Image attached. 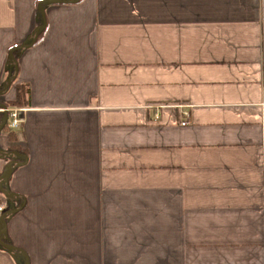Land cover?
Returning a JSON list of instances; mask_svg holds the SVG:
<instances>
[{
    "label": "crops",
    "instance_id": "crops-1",
    "mask_svg": "<svg viewBox=\"0 0 264 264\" xmlns=\"http://www.w3.org/2000/svg\"><path fill=\"white\" fill-rule=\"evenodd\" d=\"M39 1L0 0V264H264V0Z\"/></svg>",
    "mask_w": 264,
    "mask_h": 264
},
{
    "label": "trees",
    "instance_id": "trees-1",
    "mask_svg": "<svg viewBox=\"0 0 264 264\" xmlns=\"http://www.w3.org/2000/svg\"><path fill=\"white\" fill-rule=\"evenodd\" d=\"M41 2L46 1V0H40ZM39 1V2H40ZM44 21V20H43ZM42 21V24H43ZM42 24H38L37 27L39 28V31H37L35 37L31 38L27 43H25L24 45L21 46H17V47H12L11 51H10V62L13 68V73L10 75V84L15 82V78H16V71H17V60H18V55L19 52L21 50L22 47H27L29 45L34 44L35 42L39 41L43 31H44V25L42 26ZM15 91H16V97L13 101L10 102L11 105H15V106H24L27 104V97L29 94V89L27 87L26 84L24 83H16L15 84ZM9 138L11 140H15V133L13 131L9 132ZM9 153L10 154H14L15 157H17V159L15 161H10L9 166L7 168H11L12 165H10L11 163L16 165L17 163H19L22 158V156L25 153V150L23 148H20L18 145H14L11 146V148L9 149ZM14 157V159H15ZM4 214V212H3ZM6 214V212H5ZM4 223H5V218H4ZM0 243L6 247H8L9 249L13 250V251H18L21 250L19 247L15 246L14 244H12L11 242H9L7 239L5 238H0Z\"/></svg>",
    "mask_w": 264,
    "mask_h": 264
},
{
    "label": "built area",
    "instance_id": "built-area-1",
    "mask_svg": "<svg viewBox=\"0 0 264 264\" xmlns=\"http://www.w3.org/2000/svg\"><path fill=\"white\" fill-rule=\"evenodd\" d=\"M7 113H9L8 112V108H6V107H4L3 108ZM19 110H16V109H14V110H12L10 113H9V117H10V122L8 123V126L10 127V128H17L18 126H19V123H20V121H21V119L19 118ZM3 210H4V208H3V206L2 205H0V215L2 214V212H3Z\"/></svg>",
    "mask_w": 264,
    "mask_h": 264
},
{
    "label": "water",
    "instance_id": "water-1",
    "mask_svg": "<svg viewBox=\"0 0 264 264\" xmlns=\"http://www.w3.org/2000/svg\"><path fill=\"white\" fill-rule=\"evenodd\" d=\"M43 25H45V20L43 21L42 26H43ZM38 29H39L38 27H36V28L34 29V31H33V36H32L33 38L35 37V35H36ZM4 216H5V214H3V213L0 215V222L3 223V230H2L3 232H5V228H6V223H4Z\"/></svg>",
    "mask_w": 264,
    "mask_h": 264
},
{
    "label": "rangeland",
    "instance_id": "rangeland-1",
    "mask_svg": "<svg viewBox=\"0 0 264 264\" xmlns=\"http://www.w3.org/2000/svg\"><path fill=\"white\" fill-rule=\"evenodd\" d=\"M12 110H14V109H12V108H8V112L10 113ZM16 110H18V109H16ZM10 120V119H9Z\"/></svg>",
    "mask_w": 264,
    "mask_h": 264
}]
</instances>
